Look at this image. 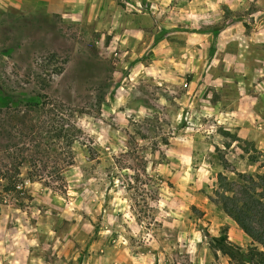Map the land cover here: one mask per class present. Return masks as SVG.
I'll use <instances>...</instances> for the list:
<instances>
[{
    "label": "rangeland",
    "instance_id": "rangeland-1",
    "mask_svg": "<svg viewBox=\"0 0 264 264\" xmlns=\"http://www.w3.org/2000/svg\"><path fill=\"white\" fill-rule=\"evenodd\" d=\"M98 7L0 1V264H230L208 196L264 156V0Z\"/></svg>",
    "mask_w": 264,
    "mask_h": 264
},
{
    "label": "trees",
    "instance_id": "trees-1",
    "mask_svg": "<svg viewBox=\"0 0 264 264\" xmlns=\"http://www.w3.org/2000/svg\"><path fill=\"white\" fill-rule=\"evenodd\" d=\"M41 96L38 94L28 95V98L25 99L26 112L44 110L50 114L53 111L40 102ZM54 117L49 119L55 120ZM64 130L61 126L59 131L53 133L52 138H65L69 145L74 138L70 134L72 137L66 135L67 133H62ZM253 151L255 153L249 154L247 160L256 164V170L237 173L233 178L220 172L217 173L208 196L209 200L218 205L251 240L246 250L243 251L239 245L228 239L225 229L218 236H209L206 233L209 236L210 245L215 251L226 256L230 264H264V156L260 157L259 153ZM13 159L19 160L17 157ZM24 162H27L30 167L35 165L34 159H21L12 162L16 176L19 175V167ZM6 176L4 178H8ZM11 184L15 186V181L7 182V185ZM59 189L63 190V187H59ZM6 190H8L7 187Z\"/></svg>",
    "mask_w": 264,
    "mask_h": 264
},
{
    "label": "crops",
    "instance_id": "crops-1",
    "mask_svg": "<svg viewBox=\"0 0 264 264\" xmlns=\"http://www.w3.org/2000/svg\"><path fill=\"white\" fill-rule=\"evenodd\" d=\"M1 1V0H0ZM8 4L19 6L23 0H5ZM30 1V0H29ZM44 1L48 12L63 13L70 17H90L99 11V0H39ZM69 6V7H66ZM82 14V15H81ZM237 226V225H236Z\"/></svg>",
    "mask_w": 264,
    "mask_h": 264
}]
</instances>
